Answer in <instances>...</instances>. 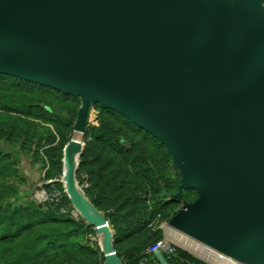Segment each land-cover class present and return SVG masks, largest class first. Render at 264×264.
I'll use <instances>...</instances> for the list:
<instances>
[{
  "label": "water",
  "instance_id": "95a60500",
  "mask_svg": "<svg viewBox=\"0 0 264 264\" xmlns=\"http://www.w3.org/2000/svg\"><path fill=\"white\" fill-rule=\"evenodd\" d=\"M0 73L80 97L163 143L194 188L170 224L245 264H264V0H0ZM83 142L63 181L122 264L105 215L79 189ZM160 264H169L160 249Z\"/></svg>",
  "mask_w": 264,
  "mask_h": 264
},
{
  "label": "rangeland",
  "instance_id": "374dc122",
  "mask_svg": "<svg viewBox=\"0 0 264 264\" xmlns=\"http://www.w3.org/2000/svg\"><path fill=\"white\" fill-rule=\"evenodd\" d=\"M33 84L0 73V264H105L96 227L72 205L62 181L82 100ZM132 124L93 103L76 173L79 189L107 218L122 264H160L156 246L172 264H227L170 224L199 193L175 196L182 175L171 153Z\"/></svg>",
  "mask_w": 264,
  "mask_h": 264
},
{
  "label": "bare ground",
  "instance_id": "6f19581e",
  "mask_svg": "<svg viewBox=\"0 0 264 264\" xmlns=\"http://www.w3.org/2000/svg\"><path fill=\"white\" fill-rule=\"evenodd\" d=\"M89 115H90V113H89ZM87 121H88V119H87ZM84 133H85V131H83L82 128L77 127V128H74V131L72 133V135H73L72 137H74L75 139L81 140L83 142ZM78 161H79V159H78ZM63 164H64V162H63ZM64 170H65V165H64ZM63 174H64V172H63ZM62 181H63V176H62ZM63 183H64V181H63ZM99 243H100V246H101V248L103 249V252H104L105 244H104V235L103 234H99Z\"/></svg>",
  "mask_w": 264,
  "mask_h": 264
},
{
  "label": "trees",
  "instance_id": "16d2710c",
  "mask_svg": "<svg viewBox=\"0 0 264 264\" xmlns=\"http://www.w3.org/2000/svg\"><path fill=\"white\" fill-rule=\"evenodd\" d=\"M3 76V75H2ZM6 78L7 77H10V76H5ZM5 78V79H6ZM10 78H12V79H16V78H13V77H10ZM19 81H21V82H23V80H19ZM24 83H26V82H24ZM34 83V82H33ZM32 82H31V84H33ZM33 85H39V86H42V87H46V88H48V89H54V88H52V87H49V86H45V85H41V84H37V83H34ZM56 90V89H55ZM57 91H59V90H57ZM61 92V91H60ZM64 94V93H63ZM133 126H135V127H137L138 128V126L136 125V124H132ZM110 129V131H112V132H114V130H113V128H109ZM86 132V131H85ZM85 134L86 133H84V136H85ZM36 213L38 214V215H43L44 214V211L40 208V207H36ZM52 219H55V220H60L59 218H57V217H52ZM180 254L181 255H187V253L186 252H184V251H180ZM165 257H166V259H167V261L169 262V264H172V261L166 256V255H164Z\"/></svg>",
  "mask_w": 264,
  "mask_h": 264
},
{
  "label": "built area",
  "instance_id": "2783aa9c",
  "mask_svg": "<svg viewBox=\"0 0 264 264\" xmlns=\"http://www.w3.org/2000/svg\"><path fill=\"white\" fill-rule=\"evenodd\" d=\"M155 248H158V247L156 246V247H154V249ZM214 253H216L219 258L226 260L227 264H245V263L238 262V261L234 260L233 258H231V257H229V256H227V255H225V254H223L221 252L217 251V252H214Z\"/></svg>",
  "mask_w": 264,
  "mask_h": 264
}]
</instances>
